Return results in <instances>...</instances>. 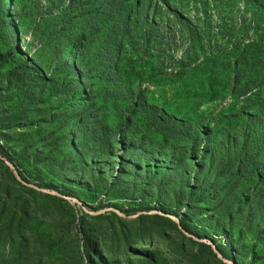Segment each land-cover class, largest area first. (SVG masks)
<instances>
[{
  "label": "rangeland",
  "instance_id": "rangeland-1",
  "mask_svg": "<svg viewBox=\"0 0 264 264\" xmlns=\"http://www.w3.org/2000/svg\"><path fill=\"white\" fill-rule=\"evenodd\" d=\"M61 2L69 0H3L16 35L11 43L0 29V230L26 233L20 263L141 264L147 249L154 264H264V220L229 228L206 176L214 152L234 171L227 146L257 129L238 119L247 103L233 79L244 72L264 98V47L255 46L264 44V0H141L125 32L106 26L90 4L86 32L94 34L72 42L88 56H73L74 78L55 54L64 41L45 32L59 24ZM81 27L75 20V35ZM24 55L33 68L23 67ZM154 214L190 233L140 219ZM145 224L152 237L143 245ZM191 236L213 243L222 259Z\"/></svg>",
  "mask_w": 264,
  "mask_h": 264
},
{
  "label": "trees",
  "instance_id": "trees-1",
  "mask_svg": "<svg viewBox=\"0 0 264 264\" xmlns=\"http://www.w3.org/2000/svg\"><path fill=\"white\" fill-rule=\"evenodd\" d=\"M158 1L162 2V0ZM140 2L141 0H69L68 5L63 2L60 3L61 7L58 11L59 14L53 16V19H57L59 24H52L51 28L45 32L50 31L47 35L50 41H64V44H60V46L55 49V54L57 57H64V68L66 72L69 73L68 75H71L73 78L77 75L76 69L72 66L73 56L77 55L81 63L86 62L88 58L84 53L85 49L75 46L72 42L82 40L84 34L89 36L94 34L93 31L86 32L90 4L95 7V12L102 18L106 26L111 22L115 29L125 32L130 29L132 18L138 16L140 12ZM74 9H79L80 12L75 13L69 18L67 13L71 14V11ZM146 14L147 13H145L144 18L140 20L143 24L147 21ZM75 20H79L83 24V27H81L83 33L80 34V36L75 35L73 31ZM0 29L3 30L6 38L11 43L14 42L15 38L13 35H16L15 29L7 23L3 0H0ZM255 46L263 48L264 44L257 43ZM96 52H98V50ZM255 56L257 55L255 54ZM23 58V67L25 69L33 68L31 67L33 63L29 55H24ZM250 60L251 59L248 57L244 58L243 61H241L242 66H248ZM259 62L263 63L262 66H264V59ZM262 78L264 79V71L262 72ZM255 84L257 83H252L249 78L244 76V72L243 75L240 74V71L233 79V91L241 97L245 96V102L247 103L246 106L241 107L238 111V113H240L238 119L251 122L257 127L256 131L253 133L249 134L245 131L235 135L233 139H231V144L227 146L226 156L230 162H233L231 165L234 164V171L230 165L224 166L216 163L217 155L216 152H214L213 154L215 156L213 158L211 157V171L206 172L207 178L210 177L214 185L212 198L217 203L225 204L224 215H226L228 219L229 228H233L235 222L238 221H244L245 223L247 222L255 226L257 224L256 222L264 220V98L261 92V85ZM80 85L81 83H79L77 77V83L73 85V93H78ZM258 121L260 123H258ZM96 127L99 128L100 125L96 124ZM227 138L229 139L228 136ZM141 142L136 144L140 145ZM119 144L125 146L126 141L121 140ZM0 153L5 155L2 149H0ZM167 156L172 158L173 154H167ZM203 159L204 156L202 160ZM205 160H207V157ZM205 164L204 162L201 167H199L197 172L199 175L204 173ZM225 172L228 173L226 178L223 176ZM188 192L193 198L195 195L194 189H190ZM60 194L62 196H67L65 192H61ZM140 219H149L151 224L156 223V221L170 224V226L176 227V232L181 235L182 232L190 233L189 228L182 221L179 227V225L172 222L170 218L163 217L159 214L142 216ZM151 230L152 229L145 224L137 240L142 242L143 245L150 243L152 237ZM0 238L3 239L1 241L6 242L10 248L9 257L6 259L1 257L0 264H21L23 249L25 246L28 247V244H24L26 233L20 228L8 229L6 231L0 230ZM196 238L198 237L196 236ZM189 241L198 245L200 248H208L211 252V246L197 242L192 237L189 238ZM132 244L133 243L130 242L128 246H132ZM92 245L91 239L85 237L84 246L86 250H90ZM154 254H156L154 251L152 252L147 249L142 250L140 252V258H142L141 264H154L156 261ZM97 256L102 262H106L107 259L103 256V253L98 251ZM113 261L115 260H112L110 264H115Z\"/></svg>",
  "mask_w": 264,
  "mask_h": 264
},
{
  "label": "water",
  "instance_id": "water-1",
  "mask_svg": "<svg viewBox=\"0 0 264 264\" xmlns=\"http://www.w3.org/2000/svg\"><path fill=\"white\" fill-rule=\"evenodd\" d=\"M0 158H1V156H0ZM7 164L9 165V167H11V169H13V170H15V167H14V165L12 164V163H10L9 161H7ZM17 178L19 179V176H17ZM39 189V188H38ZM41 190V189H40ZM43 191H45V190H43ZM46 192H48V191H46ZM52 193H54V194H56L57 192H52ZM57 195H59L58 193H57ZM59 196H61L62 197V195H59ZM66 199H71V198H68V197H65ZM71 201H73V202H77V200L76 199H71ZM79 204L82 206V204L79 202ZM173 220L179 225L180 223L178 222V220L177 219H175V218H173ZM179 227H180V225H179ZM185 233V232H184ZM185 234H187V233H185ZM194 240H196V241H200V239H198V238H196V237H193V236H191ZM211 247H212V249H213V251L216 253V255L219 257V258H221L222 259V257H221V255H220V253L218 252V250H217V248H216V246L213 244V243H210L209 244ZM223 261H225L224 259H223Z\"/></svg>",
  "mask_w": 264,
  "mask_h": 264
}]
</instances>
